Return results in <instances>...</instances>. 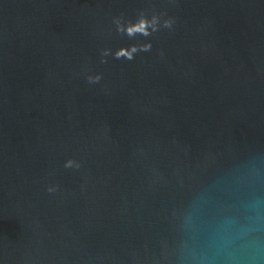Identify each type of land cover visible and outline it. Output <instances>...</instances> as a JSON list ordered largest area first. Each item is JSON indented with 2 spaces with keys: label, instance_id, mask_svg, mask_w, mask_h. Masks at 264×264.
I'll list each match as a JSON object with an SVG mask.
<instances>
[{
  "label": "water",
  "instance_id": "obj_1",
  "mask_svg": "<svg viewBox=\"0 0 264 264\" xmlns=\"http://www.w3.org/2000/svg\"><path fill=\"white\" fill-rule=\"evenodd\" d=\"M0 264H264V0H0Z\"/></svg>",
  "mask_w": 264,
  "mask_h": 264
},
{
  "label": "clouds",
  "instance_id": "obj_2",
  "mask_svg": "<svg viewBox=\"0 0 264 264\" xmlns=\"http://www.w3.org/2000/svg\"><path fill=\"white\" fill-rule=\"evenodd\" d=\"M175 22V18L168 16L167 11L157 12L155 9L138 10L134 20L126 18L124 14L114 16L112 23L115 25L116 33L121 37H127V39L136 42L128 46L119 47L115 51L110 48L102 49L100 63H108L107 57L110 55L117 60L126 59L132 61L135 59L136 54L151 51L152 42L147 38L153 37L163 29L172 30ZM141 37L145 39L141 41L139 39ZM86 78L89 84H97L102 80V74H88ZM64 166L66 168L75 167L78 169L81 165L79 162L69 159ZM47 191L53 193L57 191V186H49Z\"/></svg>",
  "mask_w": 264,
  "mask_h": 264
}]
</instances>
